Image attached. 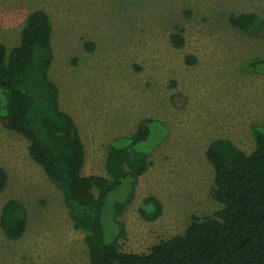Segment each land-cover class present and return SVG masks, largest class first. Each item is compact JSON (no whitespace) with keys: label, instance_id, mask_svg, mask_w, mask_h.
<instances>
[{"label":"rangeland","instance_id":"obj_1","mask_svg":"<svg viewBox=\"0 0 264 264\" xmlns=\"http://www.w3.org/2000/svg\"><path fill=\"white\" fill-rule=\"evenodd\" d=\"M41 9L52 22L50 78L59 106L70 114L85 148L83 175H105L107 147L151 119L148 170L123 211L122 250L144 252L183 233L193 215L221 205L210 196L213 168L205 157L214 139L254 148L251 125H264V0H0V42L18 45L28 13ZM254 13L258 29L233 27L229 15ZM172 33L183 45L175 47ZM4 95L0 91V107ZM0 166L7 184L0 211L15 199L27 212L20 239L0 227V264H90L85 232L74 227L60 190L30 157L28 141L0 122ZM127 183L106 200L103 223ZM155 195L162 213L139 216L143 197Z\"/></svg>","mask_w":264,"mask_h":264},{"label":"trees","instance_id":"obj_2","mask_svg":"<svg viewBox=\"0 0 264 264\" xmlns=\"http://www.w3.org/2000/svg\"><path fill=\"white\" fill-rule=\"evenodd\" d=\"M229 23L242 31L258 29L254 13L231 14ZM49 15L36 9L27 14L18 45L7 51L0 42V91L4 103L0 122L28 141L30 157L60 190L74 227L85 232L90 264H264V125H251L254 148L246 153L225 138L212 140L205 157L213 168L210 196L221 207L211 215H193L183 233L160 240L144 252L124 251L123 211L135 197L139 178L148 170V150L140 149L150 135L151 119H143L135 133L107 147L105 175H83L85 148L70 114L59 106V89L50 78L54 59ZM171 43L183 45L180 33ZM264 66V57L250 66ZM126 181L123 197L110 211L111 239L103 223L106 200ZM7 173L0 166V191ZM139 216L154 221L162 213L160 200L143 197ZM27 212L18 200L4 203L0 227L12 240L22 237Z\"/></svg>","mask_w":264,"mask_h":264}]
</instances>
